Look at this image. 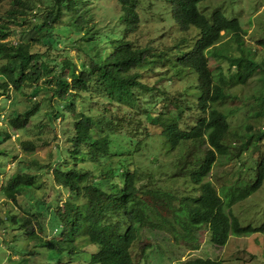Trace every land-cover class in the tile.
<instances>
[{
    "label": "trees",
    "instance_id": "trees-1",
    "mask_svg": "<svg viewBox=\"0 0 264 264\" xmlns=\"http://www.w3.org/2000/svg\"><path fill=\"white\" fill-rule=\"evenodd\" d=\"M154 1L169 9L168 16L159 8L158 21L179 28L170 46L163 35L156 39L149 33L148 38L144 32L140 10L146 4L153 9ZM205 1L116 0L118 13L111 20L93 11L94 0H48L40 8H32L29 0H12L11 8L0 13V91L9 95L13 90L33 101L23 114L12 111L11 127L28 134L42 111L49 121H70L68 146L58 145L51 169L54 182L76 199L46 211L52 215L49 226L56 222L58 227L41 230L47 234L67 225L72 242L86 235L96 247L94 264H140L133 247L144 229L166 233L193 250L200 249L204 231L219 247L231 236L264 232V225H243L233 209L262 188L264 155L248 183L219 191L210 178L220 158L240 159L252 138H257L256 147L263 145L264 131L229 123L219 107L230 97L229 79L222 68H211L209 56L231 59V79L238 86L256 72L264 73V62L245 44L247 31L239 20L219 10L209 20L199 9ZM34 9L39 10L35 22H29L34 36L26 42L9 40L11 25ZM72 50L77 51L75 60ZM166 73L170 84L174 77L196 74L197 103L185 106L186 93L173 94L165 84ZM153 74L158 79L151 82ZM33 128L40 132L46 124ZM5 134L9 137V130ZM40 135L27 137L23 149L33 152L46 145ZM37 183L36 174L23 168L13 173L5 194L20 205L19 199ZM11 222L53 247L54 240L37 233L29 217L14 214ZM184 264L223 261L197 257Z\"/></svg>",
    "mask_w": 264,
    "mask_h": 264
},
{
    "label": "rangeland",
    "instance_id": "rangeland-1",
    "mask_svg": "<svg viewBox=\"0 0 264 264\" xmlns=\"http://www.w3.org/2000/svg\"><path fill=\"white\" fill-rule=\"evenodd\" d=\"M29 1L32 8H40L43 2H48V0ZM154 2L153 9L147 7L148 4H146L140 10L144 32L148 33V38L151 37L150 34H153L156 39L163 35L164 44L170 46L178 38L176 30L179 34V28L174 25L175 30L167 21L163 23L158 21L156 12H159V8L163 9L164 7L168 16L169 9L167 5L165 6L159 1ZM11 6L12 0H0V13L6 12ZM93 6L95 13L102 17L108 16V20L118 13L116 0H94ZM199 9L209 20L212 19V14L216 10L223 12L230 19L237 18L243 29L247 31L244 39L245 44L256 52V57L259 56L258 60L264 62V0H207L199 5ZM37 11L39 10H32L26 16L21 17L19 23L11 25L9 40L26 42L34 36L32 35L34 30L29 26V22H35ZM162 26L167 27L161 29ZM169 27L172 28L171 31L168 29ZM193 29L195 28L193 27ZM71 36L77 37L78 34L72 33ZM61 46L64 49L71 48V46ZM71 53L75 60L77 51L72 50ZM209 63L215 72L222 68L229 79L227 88L230 97L222 105H219L228 115L229 123L234 127L252 125L254 128H261L264 131V117L260 113L262 110L264 114V73L258 71L247 84L238 86L231 79L235 73L231 59L209 56ZM156 68L160 73L162 66L158 65ZM170 76V73H166L165 79L169 80V84L165 82L167 88L173 94L186 93L182 101L185 106L188 101L197 103L196 100L199 96L197 75L189 73L183 79L174 77L171 84ZM149 79L153 82L158 79V74L150 75ZM31 105H33V101H30L22 93L18 94L11 90L8 95L0 91V264H94L92 257L96 253V247L86 235L76 237L72 242L69 238L70 233L67 225L47 234H43L41 230L42 226H46L48 231L53 227H58L56 222L51 227L49 226L48 220L52 215L46 211L49 209L51 212L56 211L66 201L76 199L71 192L59 187L54 182L51 169L55 165L58 145L61 148L68 146L66 129L70 127V121H61V119L49 121L42 111L41 116L32 119L28 127V134L25 135L22 130L11 127L9 118L13 110H18L23 114ZM194 109L191 115L193 121H195L194 114H197V110ZM97 113V110L93 111V114ZM186 121L185 119L184 122ZM40 123H45L46 128L39 132V129L33 128V126H38ZM8 130L10 135L6 137L5 131ZM159 130L157 127L153 128L156 133ZM39 133L46 145L40 146L33 152L25 151L21 145L22 142L27 137L37 139ZM256 140L257 138H252L249 149L240 159L233 161L219 159L210 176L219 191L223 186L236 183L245 184L253 180L259 161L264 155V144L256 147ZM23 159H26L27 163L24 164ZM34 161L38 163L33 164ZM23 168L35 173L38 183L31 189L32 191H28L25 198L19 199L20 205H17L15 201L7 198L4 187L8 185L13 173ZM41 206L45 208L43 213L40 211ZM159 209L165 215H170L169 210L161 207ZM233 209L243 225L263 226L264 184L259 191L235 205ZM14 214L20 217L22 215L29 217L30 223L35 226L37 233L45 237L46 240H54L53 247L49 248L42 241L36 240L34 236L26 235L20 226H13L11 217ZM17 228L20 230L18 231ZM201 238L200 249L193 250L185 247L184 244L175 243L166 233L144 229L133 247V253H138L140 264H184L187 259L197 257L219 259L223 261V264H264V232L242 237L231 236L227 245L223 247L212 243L209 231H204Z\"/></svg>",
    "mask_w": 264,
    "mask_h": 264
}]
</instances>
